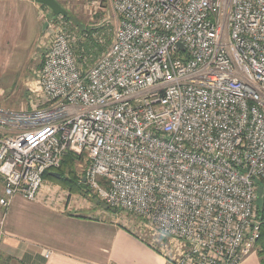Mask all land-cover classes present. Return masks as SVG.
Wrapping results in <instances>:
<instances>
[{
	"label": "built area",
	"instance_id": "built-area-1",
	"mask_svg": "<svg viewBox=\"0 0 264 264\" xmlns=\"http://www.w3.org/2000/svg\"><path fill=\"white\" fill-rule=\"evenodd\" d=\"M104 1L118 23L96 61L48 25L38 104L0 110V208L36 201L73 154L88 190L166 238L174 264H241L260 237L264 0H87L90 13Z\"/></svg>",
	"mask_w": 264,
	"mask_h": 264
},
{
	"label": "crops",
	"instance_id": "crops-1",
	"mask_svg": "<svg viewBox=\"0 0 264 264\" xmlns=\"http://www.w3.org/2000/svg\"><path fill=\"white\" fill-rule=\"evenodd\" d=\"M28 13L41 24L42 12L33 0H0L3 64L16 54L15 46L23 36ZM12 22L21 24L16 35L10 32ZM50 173L36 201L15 196L2 210L1 254L21 264H174L144 240L141 230H145V225L132 223V218L120 211L94 207L78 194L57 187L53 180L56 178ZM241 264L261 262L255 251Z\"/></svg>",
	"mask_w": 264,
	"mask_h": 264
},
{
	"label": "rangeland",
	"instance_id": "rangeland-1",
	"mask_svg": "<svg viewBox=\"0 0 264 264\" xmlns=\"http://www.w3.org/2000/svg\"><path fill=\"white\" fill-rule=\"evenodd\" d=\"M61 8L66 11L69 20H63L62 17H57L54 21V25L50 24L51 11L37 4L41 10V24H37L33 20V16L28 13L25 24L26 27L23 30V36L19 40V43L15 46L16 54L9 59L7 64H3L0 60V110L10 113H21L27 112L32 108V105L38 104V91L37 75L40 70L42 60L44 58V52L50 42V36L47 35L48 25L57 26L59 24L64 31L71 34L74 37L75 43L80 40L87 41L88 34L89 39H94L98 44L103 47H108L112 41L114 30L117 27L118 17L114 13L111 4L108 1H104L101 11H96V14H91V5L87 4V0H56ZM35 3V2H34ZM17 4H20L19 2ZM36 4V3H35ZM20 7L26 6L20 4ZM20 14L22 9H19ZM45 23L47 26L45 27ZM49 23V24H48ZM58 26V27H59ZM106 27V30L103 28ZM21 24L12 22L11 30L14 35L20 30ZM85 29V37H81V30ZM94 32H93V31ZM88 33V34H87ZM102 35H106L105 37ZM87 37V38H86ZM108 41V44L106 42ZM75 45V44H74ZM108 45V46H107ZM104 48V50L106 49ZM75 55L77 48L74 47ZM78 53V52H77ZM79 58V57H78ZM3 65V66H1ZM79 157L75 165V180L82 177L85 169L88 166V162L83 157ZM63 170L62 175L67 174ZM67 176V175H66ZM70 177V176H67ZM57 187L67 191L71 194H78L79 197L85 198L94 207L100 209H106V206L100 202L92 192H88L85 189L70 191L68 187L62 186L61 184L54 182ZM46 187V185H45ZM49 187V186H48ZM60 190L57 192L59 193ZM85 192V193H84ZM0 195H1V184H0ZM70 196V195H69ZM74 200V198H73ZM2 208H0V217L2 214ZM111 209H108L109 211ZM127 218H132V223L143 224L144 222L125 212ZM128 220V219H127ZM129 222V220H128ZM141 227V225H139ZM144 240L146 239L151 245H149L154 251L159 252L166 258H174L177 256L176 249L173 245L168 243V240L161 237L158 233L149 229L141 230ZM264 259V256L262 257Z\"/></svg>",
	"mask_w": 264,
	"mask_h": 264
},
{
	"label": "trees",
	"instance_id": "trees-1",
	"mask_svg": "<svg viewBox=\"0 0 264 264\" xmlns=\"http://www.w3.org/2000/svg\"><path fill=\"white\" fill-rule=\"evenodd\" d=\"M57 17L59 16L53 17L51 14V18H52L51 21L54 23ZM61 17L63 20H69L68 15ZM103 28L106 30V27ZM85 32H86L85 29L81 30L82 34L79 36L82 37V35L85 34ZM103 36L105 37L106 35H102V37ZM106 44H108V41L106 42ZM75 46L78 52V53L76 52V54L80 58V61L84 60L85 64H87L88 66L92 65L96 61L98 56L102 54L104 48H106L98 44L96 40L89 39V34L87 41H85V39L77 41L75 43ZM78 158L79 157H76L73 154H68L62 161L60 168L57 170V172L60 175V178L58 180L56 179L53 180L59 184L62 183L61 185L68 187L70 191H74V190L79 191L85 189L86 191L90 192L86 187V185L82 183L81 178H77L76 180L74 179L75 178L74 175H76L75 165L78 161H80ZM63 170H65V172L68 170L67 174L62 175L61 172H63ZM48 174L49 173H45V175L43 176L44 179L49 178ZM66 175L70 177H67ZM256 215L258 221L260 222V237L256 243V253L260 258L261 264H264V259H262V257L264 256V190H262L261 188L258 189V193H257ZM0 264H21V263L17 262L15 259H12L11 257L4 256L3 254L0 253Z\"/></svg>",
	"mask_w": 264,
	"mask_h": 264
},
{
	"label": "water",
	"instance_id": "water-1",
	"mask_svg": "<svg viewBox=\"0 0 264 264\" xmlns=\"http://www.w3.org/2000/svg\"><path fill=\"white\" fill-rule=\"evenodd\" d=\"M33 1L36 4H39L41 6L48 8L51 11V14L53 17L67 15L66 11L61 8V6L56 0H33ZM46 26H47V23H45V27ZM50 176L56 179L60 178V175L58 173H50Z\"/></svg>",
	"mask_w": 264,
	"mask_h": 264
}]
</instances>
